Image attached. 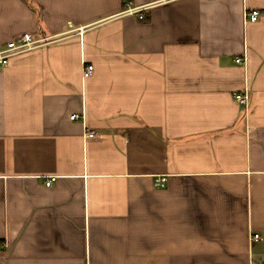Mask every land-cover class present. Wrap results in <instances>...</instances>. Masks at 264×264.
<instances>
[{"label":"crops","instance_id":"1","mask_svg":"<svg viewBox=\"0 0 264 264\" xmlns=\"http://www.w3.org/2000/svg\"><path fill=\"white\" fill-rule=\"evenodd\" d=\"M24 33L0 264H264V0H0V47Z\"/></svg>","mask_w":264,"mask_h":264},{"label":"built area","instance_id":"2","mask_svg":"<svg viewBox=\"0 0 264 264\" xmlns=\"http://www.w3.org/2000/svg\"><path fill=\"white\" fill-rule=\"evenodd\" d=\"M148 5L145 6H131L130 1L127 3L126 9L123 11L125 14H137L139 13L140 19L145 18L144 11L148 8ZM260 12L258 10H253L249 13L246 12V20L249 19L251 21H256L258 19ZM39 43L38 40L34 39L31 33H24L22 34L18 39L10 41L6 47H0V68L4 67L9 64L10 59L12 56L28 51L35 46H37ZM244 60L242 57L236 58V61L238 63H241ZM94 70L93 65H87L84 69V77H89ZM234 98L236 101L242 105H245V107H248L250 104V96L248 93V89H245L243 92H235ZM77 115H72L71 118L75 119ZM98 132L95 130H86V136L94 137L97 136ZM58 179L57 176L53 175L51 177H48L45 179V185L50 187L54 184V182ZM166 181V177H159L156 179L155 184L157 186L162 185ZM264 238L259 233H253L251 235V240L258 241L263 240Z\"/></svg>","mask_w":264,"mask_h":264}]
</instances>
